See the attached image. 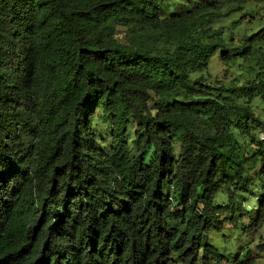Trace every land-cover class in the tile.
Instances as JSON below:
<instances>
[{
    "label": "trees",
    "instance_id": "obj_1",
    "mask_svg": "<svg viewBox=\"0 0 264 264\" xmlns=\"http://www.w3.org/2000/svg\"><path fill=\"white\" fill-rule=\"evenodd\" d=\"M220 15L197 0H0V264L264 257V239L236 254L213 239L264 226V196L239 202L264 190V68L231 88L191 78L264 45L263 29L230 48L252 21Z\"/></svg>",
    "mask_w": 264,
    "mask_h": 264
},
{
    "label": "rangeland",
    "instance_id": "obj_2",
    "mask_svg": "<svg viewBox=\"0 0 264 264\" xmlns=\"http://www.w3.org/2000/svg\"><path fill=\"white\" fill-rule=\"evenodd\" d=\"M197 1L201 4L203 1H209V3L217 4L220 7L221 15L219 23L216 25L217 28H228L232 21L238 20V18L244 14H249L247 19L252 21V24L244 26L241 30H235V43L234 45L230 46V48L239 46V43L238 41L236 42V40H238L239 37H242L244 32L249 35L258 34L261 30L264 29V0H249L245 3L240 2V0ZM176 2L181 7L185 4L186 0H176ZM116 37L120 41H123L124 30L119 29ZM257 49L259 48L256 47V50H254L253 55L249 57L250 59L247 60V63H245L242 59H238L230 63H224L222 54L219 51L217 55L211 60L206 71H204L202 74L194 73L191 78L197 79L199 77H204L211 84H214L216 86H225L227 88L242 86L249 80L254 79L259 69L264 68V45L259 51H257ZM251 68L253 69L251 70ZM253 108L255 109V113L257 114L259 120L264 123V101H262L260 98L254 100ZM108 120L104 119V121ZM134 129L135 127L130 129L131 138H133ZM97 130L99 142L103 143L104 145L110 144L111 140L109 138L106 126L100 125L97 127ZM247 166L249 168H252L251 164H247ZM259 196H264V190L253 187L250 192L241 195V197L239 198V202L243 207L246 206L250 211L256 210L258 208L257 200ZM225 198V194H220V196L216 199V203H227V200ZM242 220L246 225L250 223L249 217L247 216H244ZM241 230H236L235 234L229 237V240L227 242H225L226 238H223V235L213 236V239L215 240V243L220 246L221 250L228 251L231 254H236L242 247L254 248L257 244H259L261 239H264V226L261 229L253 231L255 238L249 235L247 236V234L243 233ZM257 264H264V257L258 258Z\"/></svg>",
    "mask_w": 264,
    "mask_h": 264
},
{
    "label": "built area",
    "instance_id": "obj_3",
    "mask_svg": "<svg viewBox=\"0 0 264 264\" xmlns=\"http://www.w3.org/2000/svg\"><path fill=\"white\" fill-rule=\"evenodd\" d=\"M259 142H260L261 144H263V148H264V133H261V134L259 135Z\"/></svg>",
    "mask_w": 264,
    "mask_h": 264
}]
</instances>
